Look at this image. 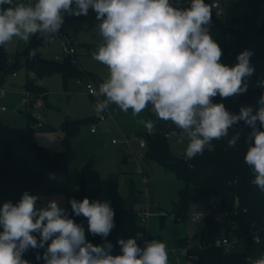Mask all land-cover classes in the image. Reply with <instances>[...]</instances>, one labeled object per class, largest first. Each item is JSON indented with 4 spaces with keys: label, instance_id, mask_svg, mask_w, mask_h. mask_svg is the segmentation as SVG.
I'll return each instance as SVG.
<instances>
[{
    "label": "clouds",
    "instance_id": "1",
    "mask_svg": "<svg viewBox=\"0 0 264 264\" xmlns=\"http://www.w3.org/2000/svg\"><path fill=\"white\" fill-rule=\"evenodd\" d=\"M90 8L103 41L93 58L108 68L107 79L99 85L105 99L96 105L97 113L115 104L137 116L150 105L158 119L182 130L179 142L188 141L185 161L202 155L213 140L229 137L230 129L243 121L250 129L244 161L254 174L251 183L264 193V93L255 110L242 106L238 114L213 102L217 96L248 91L255 72L253 52L243 50L232 66L221 61L222 48L211 35L212 10L205 0H190L187 6L180 0H0V46L14 37L24 42L53 37L65 14L86 16ZM35 54L29 52L30 57ZM258 86L264 88V79ZM139 123L152 132L153 121ZM240 136L231 135L227 148L235 147ZM38 199L24 191L16 203L0 205V264H29L23 259L29 249L44 250L36 254L43 264H168L166 245L153 239L141 247L137 240L142 233L118 239L120 254H112L113 245L106 240L115 224L110 201L70 198L69 215L57 200L37 207ZM73 216L86 218L87 232L105 243H91ZM253 239L259 243L258 236ZM248 264H264V254L248 257Z\"/></svg>",
    "mask_w": 264,
    "mask_h": 264
},
{
    "label": "rangeland",
    "instance_id": "2",
    "mask_svg": "<svg viewBox=\"0 0 264 264\" xmlns=\"http://www.w3.org/2000/svg\"><path fill=\"white\" fill-rule=\"evenodd\" d=\"M259 1L264 14V0ZM189 2L190 0H180L184 6H187ZM205 2L215 12L218 27H210V32L222 48L221 61L226 64L228 59L223 53L233 38L231 34L224 33L221 27L227 21L232 22L246 15H252L254 6L251 0H205ZM214 2L220 5L221 15L218 14L219 9L213 7ZM98 23L96 13L91 8L86 16L68 15L64 20L63 32L74 41L73 62L82 74L68 80H65L60 73L39 77L37 82L48 91L47 99H42V107L39 109L31 110L25 103V84L29 77L35 78V75L33 74L32 77V74L27 72L21 57H19L20 63L15 62L17 70L1 74L0 90L4 92L0 94V125L23 129L28 124L27 114L40 113V121L43 125L35 132L34 137L50 155H54L67 149L63 142L65 136L63 123L67 119L80 121L77 132L71 136L70 146L67 149L71 155L68 164L67 194L38 195L36 206H44L48 200L55 199L61 207L66 209L67 195L72 196L80 191L82 168L85 163L92 160L95 169L100 173L102 185L98 200L110 201L115 215L123 216V231L117 234V240L136 237L137 233H142L143 237L150 235L160 238L167 248L168 264H188V257L184 252L187 248L197 247L199 240H194L193 237L201 232L204 217H198L194 221L186 218L184 221L176 222L173 216L179 213L178 192L184 188L185 183L177 178L175 172L167 171L156 161L147 162L142 157L146 145L140 135L148 131L139 121L150 120V105L137 116L132 115L131 109L125 113L115 104H110L105 111L97 113L95 108L98 102L89 94L90 81L99 91V85L108 77V68L93 58L103 42L96 32ZM30 41L24 42L14 37L4 44L9 59L21 55ZM38 52L42 59L56 61L57 57L64 55L65 49L61 43L49 42L48 38L44 37ZM251 64L254 66L252 62ZM262 79H264V65L259 70L255 68L254 74L248 80V88ZM102 98L105 99L103 96ZM47 102L51 106H48ZM257 106L258 103L252 105L254 110ZM100 115H104V123L107 124L108 130L102 131V124L98 123L97 131L92 132L96 122L84 120L95 119ZM153 130H157V125L154 124ZM181 136L182 131L177 130L169 134L168 141L174 157H184L188 141L185 138L182 143L179 142ZM106 137L111 141L116 140L117 143L107 145ZM125 157L127 162H124ZM144 176L148 181L147 191ZM62 180L60 176L54 177L46 183L45 187L56 185ZM132 186L135 195L131 194ZM147 200L150 201L149 209L152 215L144 219L138 214L147 208ZM129 206L130 209H128ZM203 206L192 204L190 211L197 215L202 212ZM116 225L118 228V223ZM137 243L140 246L143 244L141 239H138ZM112 254L118 255L120 250H114Z\"/></svg>",
    "mask_w": 264,
    "mask_h": 264
},
{
    "label": "trees",
    "instance_id": "3",
    "mask_svg": "<svg viewBox=\"0 0 264 264\" xmlns=\"http://www.w3.org/2000/svg\"><path fill=\"white\" fill-rule=\"evenodd\" d=\"M251 2L254 6L252 15H246L232 22L227 21L221 27L224 33L231 34L233 38L223 55L228 59L226 64L232 66L237 63L236 57L240 52L245 49L251 50L253 55L250 61L256 70H259L264 65V20L259 21L263 11L259 0H251ZM67 17L68 15L65 14L64 20ZM210 27H218L213 10ZM43 38L32 37L29 46L22 54L13 58L15 62L20 63L19 57H21L27 72L35 75V78L29 77L25 84V90L30 93L31 109L39 99L45 100L48 96L47 89L37 84L39 77L60 73L65 80H68L82 74L73 62L74 57L64 56L62 61L42 59L38 50ZM32 50L36 53L34 57L29 56ZM15 70H17L15 63L9 62L4 46H0V77L1 74ZM262 93L264 89L261 87H251L246 93L229 98L222 99L217 96L213 98V102H222L227 110L238 114L242 106L257 104ZM47 104L51 106L48 102ZM27 117L28 124L23 129L0 125V205L8 200L16 203L24 191L37 196L68 192V164L71 155L67 149L80 121L67 119L63 123L62 128L65 131L63 142L67 149L50 155L34 137L35 132L43 124L34 128L37 120L30 113ZM150 120L157 125V130L140 135L146 142V150L142 153V157L147 162L156 161L167 171L175 172L177 178L185 183L184 188L178 192L179 212H189L192 204L209 207L212 200L218 198L219 206L227 213V219L223 222L215 221L212 216L204 218L199 240L207 244H214L222 239L238 240L231 251L217 246L188 249L186 253L188 264H248V257L257 258L264 254V193L251 183L254 174L244 161L248 147L245 138L250 131L245 123L240 121L233 126L229 137L213 140L211 146L206 147L202 155L196 156L190 160L187 167H184L174 164L175 159L168 141L169 134L173 130H182L171 121L158 119L152 109ZM84 121L94 122L95 119ZM236 132L241 133L239 142L235 147L227 148V140ZM57 176L62 177L63 180L56 185L45 187L47 182ZM101 191L100 173L95 169L94 162L90 160L85 163L81 171L80 191L72 196L67 195L66 210L69 215H72L70 198L82 200L88 197L90 201L98 200ZM236 201L239 202L237 208H235ZM73 218L77 223L83 225L87 223L83 216H73ZM122 221L123 216H114L116 229L106 238L107 242L113 245L112 251L120 250L117 234L123 231ZM116 223L119 225L118 228ZM255 235L260 237L259 243L254 241ZM88 240L94 245L105 243V240L98 235H91ZM43 251V249H29L24 253L23 259L29 261V264H43V260H36L37 252L42 255Z\"/></svg>",
    "mask_w": 264,
    "mask_h": 264
},
{
    "label": "built area",
    "instance_id": "4",
    "mask_svg": "<svg viewBox=\"0 0 264 264\" xmlns=\"http://www.w3.org/2000/svg\"><path fill=\"white\" fill-rule=\"evenodd\" d=\"M35 0H14V3H24V4H30V3H34ZM213 7L214 8H217L219 9L218 11V14L221 15L222 14V11L220 10V5L217 3V2H214L213 3ZM264 20V14L262 16H260L259 18V21H263ZM48 38V41L49 42H59L63 45L64 49H65V52H64V55L62 57H57V60L58 61H62L64 56H71V57H74L75 55V50L74 48L72 47V45H74V41L69 39L63 32V28L61 26L60 30H59V33L56 34L55 36L53 37H47ZM9 62L11 64H14L15 61L14 59H9ZM15 73V72H14ZM259 80H257L255 82V84L252 86V87H256V88H260V86H258L259 84ZM3 90H0V94H3ZM89 94L91 96H93L97 102H101L102 100H104L102 98L101 95H99V91L93 86L92 82L90 81L89 82ZM41 100L42 99H39L36 103H35V107L33 108V110H37L38 108H40L42 106V103H41ZM25 103L27 104V106L31 109L30 107V93L29 92H25ZM2 110H6L5 108H2ZM32 110V109H31ZM35 117V119L37 120V123L34 125V128H38V126L40 125L41 121V114H35L33 115ZM95 124L93 125L92 127V132H96L97 131V124L98 123H101V124H105V117L104 115H100L98 116L97 118H95ZM112 144H116L117 141L116 140H113L111 141ZM144 182H145V185H146V191L148 190L147 189V177L144 176ZM147 208L141 212H139V216L144 218V219H148L152 213L149 209V204H150V201L147 200ZM239 207V202L236 201V204H235V208ZM246 211V210H245ZM203 216L204 218L208 217V216H212L213 219L217 222H223L224 220L227 219V213L225 210H223L220 206H219V199H213L212 202L210 203V206L209 207H203L202 208V212L195 215L193 214L191 211L189 212H186V213H178L176 215H174L173 219L176 221V222H181V221H184L186 218L194 221L196 220L198 217H201ZM84 227H85V231H86V238L89 239V237L91 236V234H89L87 232V223L84 224ZM255 236H258V235H255ZM259 237V236H258ZM154 238L150 237V236H146V237H143L141 240L142 242L144 243L145 241H151L153 240ZM238 242L237 239L235 240H227V239H222V240H218L217 242H215L214 244H207L206 242H203V241H200L198 242V245L196 248H207V247H213V246H217V247H224L226 249V251H231V249L236 245V243ZM259 242H260V237H259ZM188 249H195V248H187L186 249V253H187V250Z\"/></svg>",
    "mask_w": 264,
    "mask_h": 264
},
{
    "label": "water",
    "instance_id": "5",
    "mask_svg": "<svg viewBox=\"0 0 264 264\" xmlns=\"http://www.w3.org/2000/svg\"><path fill=\"white\" fill-rule=\"evenodd\" d=\"M38 67H39V66L37 65L36 68H38ZM20 113H23V112L20 111ZM101 128H102V131H104V132L108 130V126H107V124H102V125H101ZM105 141H106V144H107V145H112V142H111V140H110L108 137L105 138ZM174 159H175V162H174L175 165H179V166L187 167V166L189 165V163H190V161H185V160H184V157H176V156H175ZM124 162H126V160H124ZM131 194H132V195H135V191H134L133 186H132V188H131ZM128 209H130V206H129ZM115 228H116V226L113 227V229L111 230V232H114ZM199 238H200V234L197 233V234L194 236V240H199Z\"/></svg>",
    "mask_w": 264,
    "mask_h": 264
},
{
    "label": "crops",
    "instance_id": "6",
    "mask_svg": "<svg viewBox=\"0 0 264 264\" xmlns=\"http://www.w3.org/2000/svg\"><path fill=\"white\" fill-rule=\"evenodd\" d=\"M32 77H33V74H32ZM37 84L38 85H40V86H42L41 84H39L38 82H37ZM44 87V86H43ZM41 103H43V100H41ZM42 107V106H41ZM39 109V108H38ZM150 109H151V106H150ZM151 111V110H150ZM40 124H42V122L40 123ZM152 131H154V130H152ZM156 131V130H155ZM144 142H145V140H144ZM145 145H146V142H145ZM124 160H126V162H127V159H126V157L124 158ZM148 236V235H147ZM150 236V235H149ZM150 237H152V238H157V237H153V236H150ZM193 239H194V237H193ZM157 240H159V241H161L162 242V240L160 239V238H157ZM141 242H142V240H141ZM143 243V242H142ZM144 246V243L141 245V247H143ZM184 253H186V251L184 252ZM187 255V254H186Z\"/></svg>",
    "mask_w": 264,
    "mask_h": 264
}]
</instances>
